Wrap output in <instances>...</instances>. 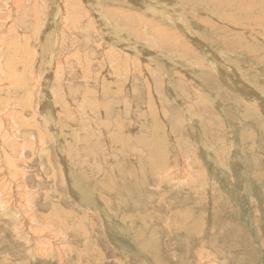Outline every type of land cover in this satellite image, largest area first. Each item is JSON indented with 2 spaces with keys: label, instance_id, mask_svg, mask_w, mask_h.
I'll use <instances>...</instances> for the list:
<instances>
[{
  "label": "rangeland",
  "instance_id": "374dc122",
  "mask_svg": "<svg viewBox=\"0 0 264 264\" xmlns=\"http://www.w3.org/2000/svg\"><path fill=\"white\" fill-rule=\"evenodd\" d=\"M28 1L0 35V264H264V0Z\"/></svg>",
  "mask_w": 264,
  "mask_h": 264
},
{
  "label": "bare ground",
  "instance_id": "6f19581e",
  "mask_svg": "<svg viewBox=\"0 0 264 264\" xmlns=\"http://www.w3.org/2000/svg\"><path fill=\"white\" fill-rule=\"evenodd\" d=\"M68 2H72L71 0H67ZM76 1V0H75ZM207 1V0H206ZM214 1V0H213ZM219 1V0H218ZM231 1V0H230ZM3 2V6L1 7V4H0V7H1V9H0V35H3V34H5L4 32H2V30L3 29H5V30H7V29H13L11 26L8 28L7 26H5V24H3V22H2V20L3 19H5V17H6V19L7 18H13V16H12V14L14 15V13H18L19 15L20 14H22L23 13V16H27L28 14L24 11V9H26V8H28L27 6V3L29 2L28 0H3L2 1ZM38 2V1H37ZM77 2H79V1H77ZM174 2V1H173ZM210 2H211V0H210ZM226 2V1H225ZM175 3V2H174ZM207 3H209V2H207ZM218 3V2H217ZM222 3V2H221ZM227 3V2H226ZM34 4H38V3H34ZM69 4H71V3H69ZM232 4V3H231ZM242 4V3H241ZM27 5V6H26ZM205 5H206V3H205ZM204 5V6H205ZM230 4H228V6H229ZM72 6V5H71ZM208 6V5H207ZM35 7H37V6H35ZM79 7V6H78ZM206 7V6H205ZM218 7V6H217ZM37 8H39V7H37ZM37 8H35L36 10H38ZM257 8V7H256ZM232 9V8H231ZM245 9V8H244ZM247 9V8H246ZM35 10V11H36ZM216 10V9H215ZM215 10H213V11H215ZM219 10V9H218ZM217 10V11H218ZM224 10V9H223ZM229 10V9H228ZM250 10V9H249ZM208 11V10H207ZM59 12V11H58ZM209 12V11H208ZM207 12V13H208ZM212 12V11H211ZM257 12V11H256ZM33 13V12H32ZM40 13V12H39ZM38 13V14H39ZM210 14V13H209ZM215 15V14H214ZM225 15V14H224ZM232 15V14H231ZM5 16V17H4ZM17 16V15H16ZM96 16V15H95ZM15 17V16H14ZM252 18V17H251ZM263 18V17H262ZM205 20V19H204ZM13 21V20H12ZM98 21V20H97ZM252 21V20H251ZM259 21V20H258ZM264 21V20H263ZM262 21V22H263ZM42 22V21H41ZM60 22V21H59ZM206 22V21H205ZM231 22V21H230ZM253 22V21H252ZM11 23V22H10ZM52 24V23H51ZM194 24V23H193ZM233 23H231V25H232ZM257 24H259V23H257ZM262 24V23H261ZM15 26V25H14ZM60 27V26H59ZM232 27H234V26H232ZM16 28V27H15ZM217 28V27H216ZM20 29V28H19ZM230 29V28H229ZM13 31V30H12ZM15 31V30H14ZM57 31V30H56ZM106 31V30H105ZM7 32V31H6ZM11 32V31H10ZM17 33H19V32H16L15 34L17 35ZM24 35H26V34H24ZM18 36H19V34H18ZM27 36V35H26ZM17 37V36H16ZM31 37V36H30ZM40 38H41V36H40ZM2 39V38H1ZM0 39V40H1ZM21 39V38H20ZM20 39H18V37H17V40L15 39V42H18V44H19V42H21V40ZM22 39H23V37H22ZM40 40V39H39ZM23 41V40H22ZM31 41V40H30ZM179 41H181V40H179ZM12 42V41H11ZM225 42V41H224ZM15 44V43H14ZM40 44V43H39ZM189 44V43H188ZM196 44V43H195ZM198 44V43H197ZM9 45V44H8ZM7 45V48L9 49V48H11L12 46L11 45H9L8 46ZM182 45V44H181ZM1 46V45H0ZM11 46V47H10ZM19 46V45H18ZM21 47H22V45H20ZM61 46V45H60ZM119 46V45H118ZM195 46V45H194ZM28 47V46H27ZM58 47V46H57ZM232 47H234V45L232 46ZM199 48V47H198ZM230 48V47H229ZM2 48H0V50H1ZM20 49V48H19ZM183 49V48H182ZM209 49V48H208ZM41 50V49H40ZM14 51V50H13ZM20 51H24V49H21ZM8 53H9V51H7ZM7 53V54H8ZM28 52H26V54H27ZM202 53V52H201ZM231 53V52H230ZM235 53V52H234ZM20 55L18 56L19 57V59H24L25 58V56L24 55H22V53H19ZM197 55V54H196ZM207 55V54H206ZM40 59H41V57H40ZM38 60V59H37ZM209 60V59H208ZM207 60V61H208ZM211 61V60H210ZM212 62V61H211ZM213 62H215L214 60H213ZM111 64V63H110ZM211 64H213V63H211ZM224 64V63H223ZM213 66V65H212ZM214 66H216L215 65V63H214ZM218 68V67H217ZM37 69V68H36ZM184 70V69H183ZM219 70H220V72L223 74V72H225V69H224V65L223 66H221L220 68H219ZM126 71H128V70H126ZM125 72V71H124ZM238 72V71H237ZM3 72L0 70V76L1 75H3L2 74ZM31 73L33 74L34 73V76H37V72H36V70H35V68L33 69V71H31ZM6 76V75H5ZM16 77H18V74H16ZM4 78V77H3ZM8 78V77H7ZM11 79V78H10ZM17 79L18 78H13V82H17ZM47 79V78H46ZM226 80V79H225ZM12 81L11 80H9V82L10 83H8V85L10 84V85H14L13 83H12ZM50 82V81H49ZM5 83V82H4ZM47 83V82H46ZM228 84V83H227ZM1 85V84H0ZM4 85V84H3ZM9 85V86H10ZM46 85V84H45ZM199 89V88H198ZM25 94V93H24ZM171 95V94H170ZM87 96V95H86ZM244 96H245V94H244ZM247 96H249V98L250 97H252L250 94H248ZM29 98V97H28ZM246 99V98H245ZM250 101H252L253 102V100H252V98L250 99ZM14 102V101H13ZM247 102V101H246ZM255 104V103H254ZM9 105V104H8ZM22 105V104H21ZM256 105V104H255ZM261 105V104H260ZM8 107H10L11 108V105H9V106H7V108ZM20 107H22V106H20ZM43 107V106H42ZM5 109V108H1V111H0V135H3L4 133H5V129H3V128H5L3 125V128L1 127V124H2V121H4L7 117L6 116H8L9 117V120H8V122L10 123V126L12 125V124H14L15 123V117H11L12 116V113L11 114H8V112L10 111L9 109ZM15 108V107H14ZM34 108H35V106H34ZM6 110V111H5ZM28 110V109H27ZM43 110V109H42ZM30 111H32V110H30ZM13 112V111H12ZM33 112V111H32ZM179 112V111H178ZM29 113V112H28ZM48 113V112H47ZM30 114V113H29ZM4 115H5V117L6 118H4ZM34 115V114H33ZM37 115V114H36ZM28 116V115H27ZM3 117V118H2ZM48 118V117H47ZM16 121H17V119H16ZM52 121V120H51ZM20 122V121H19ZM53 122V121H52ZM57 124V123H56ZM15 125V124H14ZM58 125V124H57ZM16 127V126H15ZM14 127V128H15ZM18 127V126H17ZM16 127V128H17ZM13 128V129H14ZM19 128V127H18ZM8 129V128H7ZM10 129H12V128H10ZM29 129V128H28ZM54 129V128H53ZM7 131V130H6ZM20 132V131H19ZM237 132V131H236ZM18 134V133H17ZM20 136V135H19ZM67 137V136H66ZM42 138V137H41ZM5 139V138H4ZM15 139H17V138H15ZM29 139V138H28ZM40 139V138H39ZM22 140V139H21ZM4 141V140H3ZM7 142V141H6ZM12 142V141H11ZM31 143V142H30ZM44 143V142H43ZM13 145V144H12ZM46 146V145H45ZM58 147V146H57ZM67 148V147H66ZM66 150V149H65ZM8 151V150H7ZM10 151V150H9ZM14 151V150H13ZM12 151V152H13ZM6 152V151H5ZM17 152V151H16ZM63 152V151H62ZM65 152V151H64ZM14 153H15V151H14ZM23 153L21 152V153H19V155L18 156H21ZM8 157H11V155L10 156H6V162H7V164H8V166L10 167V168H13V166H14V164H12L11 163V161L13 162V158H12V160H10V159H7ZM20 158V157H19ZM19 160H21L22 161V159H19ZM2 161V159H0V162ZM1 164H2V162H1ZM16 164V163H15ZM23 165H25V164H23ZM15 166H17V165H15ZM9 168V169H10ZM1 169H2V167H1ZM7 169V168H6ZM16 169H14V171H15ZM20 170H22V169H20ZM1 171V170H0ZM12 171V170H11ZM13 171V172H14ZM169 173V172H168ZM9 174V173H8ZM22 174V173H21ZM5 175H7V174H5ZM12 176V175H11ZM18 176V175H17ZM21 176H24L23 174L21 175ZM7 178V176H5V179ZM18 178V177H17ZM24 178V177H23ZM13 179V178H12ZM16 179V178H15ZM1 181H2V179H1ZM20 181V180H19ZM18 181V182H19ZM22 181V180H21ZM21 181H20V183H21ZM4 182V181H3ZM20 183H17V184H20ZM24 183H25V181H24ZM5 185H8L9 186V188H7V191L8 190H14V185L12 184V182L11 183H0V186H5ZM16 185V184H15ZM24 185V184H23ZM17 186V185H16ZM16 188V187H15ZM1 189V188H0ZM6 189V188H5ZM26 189H27V186H26ZM5 191V190H4ZM23 191H25V189L23 188ZM210 191V190H209ZM2 192V191H1ZM14 192H16L15 190H14ZM15 194V193H14ZM6 197V196H5ZM8 197V196H7ZM6 197V198H7ZM26 198H27V200H26ZM3 199V198H2ZM14 199V198H13ZM24 200L22 201L23 203H24V207L29 203V200H30V197L29 196H25V198H23ZM4 201V200H3ZM15 201V200H14ZM2 202V201H1ZM5 202V201H4ZM31 202V201H30ZM33 202V201H32ZM5 204H7V203H5ZM4 203L2 204V206L4 207V205H5ZM17 205L18 204H13V205H11V207H12V209L16 206L17 207ZM24 207H22V208H19L18 210H19V213L20 214H22V213H24L26 210H24ZM105 207V206H104ZM5 208H6V206L3 208L4 210H5ZM8 208V207H7ZM11 209V208H10ZM7 210V209H6ZM29 211V210H28ZM5 214V213H4ZM31 213H28V215L25 217L24 216V221H25V224L29 227V230H32L33 231V229L35 228V226L36 227H38V228H40V229H45L44 227H45V224L47 225V224H51L52 223V221L51 220H48V223H43V222H36L34 219H33V216L31 217V215H30ZM22 215H24V214H22ZM21 223V222H20ZM24 226V225H23ZM52 226V225H51ZM16 227H18V226H16ZM28 227L24 230V231H27L28 233H30L29 231H28ZM48 228L50 227V225L49 226H47ZM54 227V226H53ZM14 228V227H13ZM37 228V229H38ZM50 228H52V227H50ZM23 229V228H22ZM215 229V228H214ZM39 230V229H38ZM45 231H35V232H33V233H30L32 236H30V239H25L26 240V242L27 243H29V244H31V245H33L32 243H41L40 241L41 240H43V238H42V234L44 233ZM14 233V232H13ZM46 233V232H45ZM57 234H58V232H57ZM46 235V234H45ZM65 235V234H64ZM67 235V234H66ZM21 237H23L22 236V234L20 235ZM17 237H18V235H17ZM58 237V236H57ZM68 237V236H67ZM52 238V237H51ZM4 239V238H3ZM18 240V239H17ZM48 240V239H47ZM57 239H53L52 241L54 242V241H56ZM65 241V240H64ZM63 242V241H62ZM23 245V244H22ZM25 245H26V243H25ZM29 246V245H28ZM214 248V247H213ZM43 249V248H42ZM28 250V249H27ZM50 250H52V249H50ZM61 251V250H60ZM64 251H65V249H64ZM204 251V250H203ZM67 252V251H66ZM43 253V252H42ZM47 253V252H46ZM217 253V252H216ZM60 254H62V253H60ZM212 254H213V252H212ZM215 254V253H214ZM47 255V254H46ZM216 255V254H215ZM212 256V255H211ZM43 257V256H42ZM65 257V256H64ZM68 257V256H67ZM47 258V257H46ZM45 259V258H44ZM50 259V258H49ZM69 260V259H68ZM216 261V260H215ZM67 262V261H66ZM3 264V263H2ZM59 264V263H58Z\"/></svg>",
  "mask_w": 264,
  "mask_h": 264
}]
</instances>
